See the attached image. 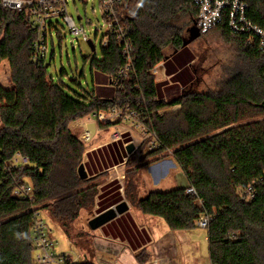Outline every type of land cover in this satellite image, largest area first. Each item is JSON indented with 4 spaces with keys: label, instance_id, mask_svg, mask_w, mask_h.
Listing matches in <instances>:
<instances>
[{
    "label": "trees",
    "instance_id": "16d2710c",
    "mask_svg": "<svg viewBox=\"0 0 264 264\" xmlns=\"http://www.w3.org/2000/svg\"><path fill=\"white\" fill-rule=\"evenodd\" d=\"M248 2L249 20L264 29V0ZM187 13L192 27L198 16L192 0H123L118 19L132 47L133 69L109 98L95 90L71 95L64 84L55 83L47 68L32 62L35 34L26 13L1 12L0 67L10 62L14 88L0 85V264H36V211L48 212L69 233L81 213L94 206L100 176L80 178L86 145L71 124L117 108H130L147 119L161 143L155 151L140 154L136 149L128 157L126 166L136 165L132 174L171 153L188 181L185 187L151 192L134 200V206L163 219L171 231L196 229L209 216L211 264H264V119H259L264 116V49L258 40L219 26L213 31L239 45L243 64L232 70L219 92L190 91L194 76L184 71L195 56L183 48L187 30L180 25ZM123 46L110 35L100 58L91 60L92 72L117 78L126 65ZM167 47L176 52L165 63L173 82L187 78L176 87L180 95L170 101L165 93L169 83L158 82L153 73L166 60ZM179 64L185 70L179 72ZM176 106L178 111L158 114ZM17 154L29 163L14 167ZM23 183L33 186L34 200L13 195ZM249 187L254 195L246 199ZM190 188L196 195L187 193ZM137 258L140 264L149 259L145 251Z\"/></svg>",
    "mask_w": 264,
    "mask_h": 264
},
{
    "label": "crops",
    "instance_id": "0c3cea01",
    "mask_svg": "<svg viewBox=\"0 0 264 264\" xmlns=\"http://www.w3.org/2000/svg\"><path fill=\"white\" fill-rule=\"evenodd\" d=\"M168 60L167 58L159 65L158 75L161 79L158 82H168L166 88L178 84L182 87L187 81L186 76L179 78L178 82H173L172 77L174 74L170 75L165 65ZM109 83L111 91L108 92L111 95L104 96L103 94L108 92L105 93V90L102 89L100 92L103 94L100 96L109 98L115 96L117 88L113 80L109 79ZM85 120H82L81 123L82 133L80 136V139L86 145L83 164L90 178L100 176L98 178L100 180L99 192L93 214L86 219L88 230L84 231L81 237L77 234L67 233L62 226H57V222L53 221L50 215L43 212L51 228L53 239L57 243L60 240L65 241L64 248L58 249L56 247V253L66 256L77 255L80 257L78 262L140 264L137 256L145 251L149 259L144 264H211L207 229L197 227L190 231H171L163 219L145 215L134 206V200L144 198L140 194L139 187H136L134 191L130 189V192L125 193L123 179L125 178L124 170L129 156L127 146L130 144L135 145L137 140L131 139L129 132H123L121 141H113V126H109L112 130L111 136L105 137L104 133L109 127L102 128L99 125L95 136L84 141ZM130 125L132 123L126 121L121 126ZM101 132L104 136L97 139V135ZM135 147H138L137 143ZM166 165H169V168L164 172L163 167ZM180 171L182 169L176 161L169 158L143 168L138 172V176L144 175L143 177L148 180L152 188L151 192L156 191L155 187L166 188L163 191L166 192L188 185V181L186 185H179L177 176ZM152 176L158 177L156 184L153 183ZM159 176L163 177L159 178ZM124 201L129 206L127 212L117 216L96 231L90 228L89 222L94 217ZM86 211H83L80 217L87 216Z\"/></svg>",
    "mask_w": 264,
    "mask_h": 264
},
{
    "label": "built area",
    "instance_id": "2783aa9c",
    "mask_svg": "<svg viewBox=\"0 0 264 264\" xmlns=\"http://www.w3.org/2000/svg\"><path fill=\"white\" fill-rule=\"evenodd\" d=\"M70 0H0V14L3 10H11L19 13H26L27 21L31 31L35 34V40L32 45L31 59L34 65L38 67L50 66V45L54 46L55 30L57 35L60 23H55V19H61L68 27L70 34L75 35L77 39L81 38L85 43L95 41L90 39L83 27H78L70 15ZM198 10L196 26L201 35H207L221 25H226L227 29L234 35L247 37L250 40H258L261 49H264V29L253 24L248 17V0H192ZM123 0H100L102 17L104 18L105 33L101 41V47L108 44L109 36L115 35L123 43V54L126 59V65L121 70L119 76L113 79V83L118 88L120 81L127 76L133 69L132 47L127 40L125 29L118 19V8ZM1 21V19H0ZM62 28V26H61ZM100 30L96 31L99 34ZM63 36V35H62ZM54 50V48H53ZM96 50V46H95ZM160 66L153 70L158 75ZM158 114L162 115L159 111ZM129 121L143 132L145 152H152L161 148V143L156 132L147 124V119L142 120L141 116L130 108H117L112 111H102L86 119L83 139L90 138V132L86 125L94 122L99 125L113 126V141L123 139L124 122ZM130 156V155H129ZM128 156V157H129ZM127 157V160H128ZM29 160L20 154H17L13 160V166L27 165ZM188 194L196 195L193 188L187 190ZM13 195L18 198L34 200V188L30 184H18ZM254 195L253 187H249L244 193L246 199ZM211 222L209 216H204L198 226L208 229ZM33 245L35 248L34 258L36 264H66V262L76 263L79 256L58 255L56 253L57 242L52 237L51 228L43 211H36L33 217L32 229Z\"/></svg>",
    "mask_w": 264,
    "mask_h": 264
},
{
    "label": "rangeland",
    "instance_id": "374dc122",
    "mask_svg": "<svg viewBox=\"0 0 264 264\" xmlns=\"http://www.w3.org/2000/svg\"><path fill=\"white\" fill-rule=\"evenodd\" d=\"M69 2L70 15L73 17L76 25L80 28L83 27L90 39L95 41L96 50L92 51L89 44L85 43L81 38L77 39L75 35L70 34L68 27L63 20L55 19V23H60L58 29L59 32H62L63 40H59V36L57 35L58 31L55 30L54 46L52 47V45H50V66L47 68V73L49 77L53 78L55 83L64 84L66 91L71 95H74L75 93L85 95L92 90H95L98 95H102L103 93L100 92L102 89L105 90V93L108 91L110 92L111 88L108 77L100 73L92 72L91 69V60L95 56L100 58L102 55L101 41L105 33V29L103 28L105 22L101 13L100 0H70ZM190 21H192V16L190 14L187 13L181 15L180 25H183L185 30H187L186 38L189 37L188 29L191 27ZM97 30H100L99 34H96ZM187 47L192 55L195 56L192 67L189 64L187 66L188 69L185 70L186 67H182L180 64L177 66L179 67V72L185 70L184 75L194 76V80L187 88L190 91L197 93L219 92L232 70L243 64V54L239 45L235 42L229 41L221 31H213L207 35L201 36ZM163 51L168 59L175 54L174 50L170 47L165 48ZM11 77L10 62L5 60L0 67V85L7 89H13L14 86ZM155 77L157 81L161 79L159 75H155ZM176 87L177 86H170L166 88L167 100L170 101L180 95V92ZM109 92L103 95H111ZM179 109L180 106H176L164 109L161 112L162 115H165L167 113L178 111ZM259 119H264V116H260ZM84 122H86V120ZM81 123L82 120H79L71 124L72 132L79 138L82 133ZM122 129L123 132H129L131 139L137 140L136 143L138 147L136 149L141 152L140 154L147 153L145 152L146 147H142L144 144L142 142L144 135L140 129L135 127V125L126 126ZM105 132V137H110L112 130L109 127ZM104 135H102L101 132L96 138L98 139ZM169 158L172 159L171 153H168V156L163 157V159H160L158 162ZM145 163L146 161L142 162V164ZM135 168L136 165L125 166V178L123 179L124 191L127 194L130 189L134 191L136 187H139L140 194L145 197L152 191V188L148 180L143 177L144 175H140L139 177L138 173L132 174ZM168 168L169 165L164 166V172H166ZM152 177L153 183L156 184L158 177ZM161 177L159 176V178ZM177 181L179 185L187 184V179L183 171H180L177 176ZM95 184L100 185V180H96ZM154 189L156 191H164L166 188L155 187ZM93 208L94 206L88 208L86 211L87 216L80 217L72 225L69 231L71 234H77L80 237L83 236V232L88 230L86 219L90 218L93 214ZM46 213L49 215L48 212ZM56 224L57 226H61L58 223ZM64 242V240H60L56 247H58V249L64 248Z\"/></svg>",
    "mask_w": 264,
    "mask_h": 264
},
{
    "label": "water",
    "instance_id": "95a60500",
    "mask_svg": "<svg viewBox=\"0 0 264 264\" xmlns=\"http://www.w3.org/2000/svg\"><path fill=\"white\" fill-rule=\"evenodd\" d=\"M189 37L183 39V48L187 47L189 44H191L194 40L201 37V34L196 26V23L194 22L193 26L188 29ZM89 46L91 47L92 51H95V46L93 42H89ZM176 53V52H175ZM49 65L46 66L48 68ZM87 130L90 132V138H93L97 132V124L94 122H91L87 125ZM136 150V147L134 144H130L127 146V153L131 155ZM78 173L81 179L86 180L89 178V175L86 171L85 165L81 164ZM129 209L128 204L124 201L114 208H111L107 210L106 212L94 217L90 222L89 226L93 231L98 230L99 228L103 227L110 221L114 220L117 216L127 212Z\"/></svg>",
    "mask_w": 264,
    "mask_h": 264
}]
</instances>
